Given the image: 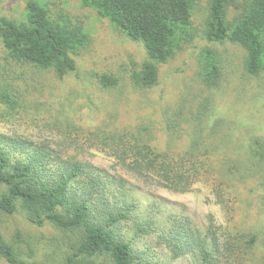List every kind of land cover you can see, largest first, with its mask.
<instances>
[{
	"label": "trees",
	"instance_id": "16d2710c",
	"mask_svg": "<svg viewBox=\"0 0 264 264\" xmlns=\"http://www.w3.org/2000/svg\"><path fill=\"white\" fill-rule=\"evenodd\" d=\"M81 1L131 40L143 44L147 57L132 77L140 90L157 86L160 67L198 35L194 13L199 0ZM235 1L209 0L202 34L209 43L229 41L240 46L239 70L230 72L218 51L206 47L198 56L195 78L191 77L195 95L191 98L190 92L189 97L176 102L169 115L146 110L137 113L138 108L124 114L120 102L114 117L120 116L125 122L101 118L97 131L93 130L97 137L110 140H105V145L116 163L140 178L156 179L178 193L190 191L199 182L210 184L217 203L232 220L243 212L242 203L249 192L260 191L258 187L249 189L248 183L264 178V135L243 142L241 133L236 134V123L220 115L214 101L239 72L264 79V0H241L240 5ZM234 4L238 11L230 19L229 10ZM0 37L10 59L51 69L59 79L77 70L74 53L89 41L82 25L70 18L55 17L39 0L27 1L25 20L21 22L0 16ZM99 82L109 90L120 80L102 74ZM247 89L241 93L245 95ZM0 100L13 111L18 107V114L23 112L24 108L20 109V103L8 93L0 91ZM52 116L56 127H66L61 120L67 125L77 122L78 127L88 126L86 118L70 116L65 106ZM61 152L23 136L0 132V216L18 210L37 226L51 223L71 231L74 242L60 264H159L121 232L123 222L134 219L135 207L129 203L111 204L109 196L111 190L126 196L124 189L115 188L125 187V181L99 173L90 163L64 157ZM152 224L153 220L137 223V236L150 233ZM173 226L165 236L170 237L175 256L193 249L198 252L200 264H219L221 249L216 236H202L177 218ZM255 234L245 236L249 238L243 248L247 252L257 244L260 250L253 259L259 260L256 255L261 251L262 261L257 264H264V234ZM260 236L261 245L257 243ZM23 241L20 231L8 238L0 226V261L39 264L22 256ZM28 246L33 249L30 243ZM226 249L230 253L234 250L229 245Z\"/></svg>",
	"mask_w": 264,
	"mask_h": 264
},
{
	"label": "rangeland",
	"instance_id": "374dc122",
	"mask_svg": "<svg viewBox=\"0 0 264 264\" xmlns=\"http://www.w3.org/2000/svg\"><path fill=\"white\" fill-rule=\"evenodd\" d=\"M28 0H0V16L21 22L25 20ZM48 5L55 17L70 18L82 25L88 34V44L74 53L77 70L63 79L57 78L51 69H41L31 64H18L8 57L0 37V91L8 93L20 103L23 112L18 114L10 105L0 100V132L12 137L23 136L39 144L61 150L64 157L76 158L90 163L99 173L121 178L125 181L126 196L118 190H111V204H133V220L124 221L121 232L133 241L140 251H147L148 257L159 264H200L197 250L180 251L175 256L174 245L166 237L174 228L175 218L184 220L202 236H214L221 249L219 264H257L262 252H245L247 234H264V178L253 180L246 187H258L260 191L249 192L241 204L242 209L234 220L228 217L217 203L213 187L199 182L185 193L173 192L156 179L140 178L125 167L116 163L102 137H97V124L101 118L121 119L115 107L123 102L124 114L138 108L137 113L154 111L156 115H169L174 104L182 98L195 95L192 81L204 48L218 51L230 72L238 68L242 55L240 46L226 41L209 43L202 34L208 16L209 0H199L194 13L197 36L188 42L168 63L160 67V80L149 91L137 89L133 73L141 68L146 60V51L141 42L131 40L97 10L86 6L81 0H39ZM241 0L235 3L240 5ZM236 4L229 10L231 19L237 10ZM102 74H112L120 83L113 89H105L99 82ZM241 79H239V77ZM195 78V76L193 77ZM238 85V88L236 86ZM243 95L241 91L248 88ZM241 95V97L239 96ZM215 107L220 115L234 121L236 134L241 133L242 141H253L255 136L264 135V79L238 73L215 97ZM136 103V108L134 106ZM67 107L70 116H82L88 121L87 127L75 124L56 127L53 114ZM134 113H136L134 111ZM136 113V114H137ZM86 120L83 122L86 125ZM112 121H115L112 119ZM91 131L92 133H89ZM65 132L70 134L65 135ZM91 137V138H89ZM97 137V138H96ZM0 186V190H1ZM153 220L151 232L137 236V223ZM0 226L8 238L20 231L24 241L20 244L22 256L39 264H60L66 251L71 250L74 235L63 231L51 223L37 226L30 222L26 213L1 214ZM170 235V234H169ZM260 236L259 245L262 244ZM245 237V238H244ZM28 243L33 247L30 248ZM216 243L213 244L217 245ZM234 250L230 253L227 247ZM0 264H3L0 261Z\"/></svg>",
	"mask_w": 264,
	"mask_h": 264
}]
</instances>
